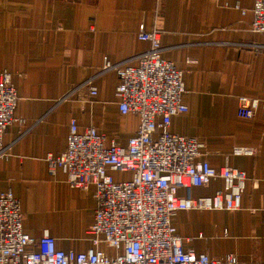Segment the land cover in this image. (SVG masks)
Here are the masks:
<instances>
[{"label": "crops", "instance_id": "obj_1", "mask_svg": "<svg viewBox=\"0 0 264 264\" xmlns=\"http://www.w3.org/2000/svg\"><path fill=\"white\" fill-rule=\"evenodd\" d=\"M252 5L253 0H0V71L11 72L13 115L23 119L8 124L2 135L8 151L0 156V190L10 188L18 197L24 231L35 239L47 231L64 250L91 245L94 185H70L60 167L49 170L46 155L64 149L72 119L79 129L93 125L121 144L135 133L139 116L118 109L117 73L99 70L104 56L118 61L148 48L137 35L143 23L161 29L162 56L183 71L187 110L171 116L170 131L202 141L212 166L227 164L247 175L239 209L175 211L171 221L184 249L210 256L232 252L243 264H264V107L252 117L237 114L240 95L264 99V32L250 29ZM88 78L95 94L80 85ZM237 146L250 150L235 153ZM222 185L214 177L190 192L211 195ZM99 247L114 252L104 243Z\"/></svg>", "mask_w": 264, "mask_h": 264}, {"label": "built area", "instance_id": "obj_2", "mask_svg": "<svg viewBox=\"0 0 264 264\" xmlns=\"http://www.w3.org/2000/svg\"><path fill=\"white\" fill-rule=\"evenodd\" d=\"M242 12L244 8L235 5ZM253 31L264 32V0H253ZM161 29H145L138 38L148 48L118 61L104 56L100 72L113 69L118 76L115 94L121 113L132 112L139 123L126 143L109 140L93 125L79 129L72 119L64 149L46 155L49 170L60 167L74 187L94 185L96 205L87 229L91 245L82 251L58 248L55 238L44 231L35 239L24 231L20 201L10 188L0 190V264H243L236 254L220 256L184 249L182 237L171 221L179 209H226L241 206L246 172L224 164L212 166L203 157V142L197 137L172 132L171 116L186 111L182 100L183 71L162 56ZM91 78L89 93L97 89ZM17 93L11 72L0 71V156L7 155L2 144L5 128L14 120ZM264 99L240 95L237 114L252 117ZM250 149L235 147V153ZM111 171H129L115 179ZM220 177L223 185L211 195H191L195 185ZM183 189L184 194H178ZM35 243L36 250H26ZM104 243L114 249L107 252Z\"/></svg>", "mask_w": 264, "mask_h": 264}, {"label": "rangeland", "instance_id": "obj_3", "mask_svg": "<svg viewBox=\"0 0 264 264\" xmlns=\"http://www.w3.org/2000/svg\"><path fill=\"white\" fill-rule=\"evenodd\" d=\"M128 173L127 172H125V173L123 172L122 173V172L117 171V172L114 173V176L118 179L120 177H126Z\"/></svg>", "mask_w": 264, "mask_h": 264}]
</instances>
